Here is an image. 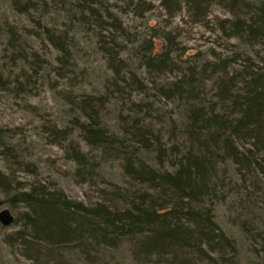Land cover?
Segmentation results:
<instances>
[{"label":"trees","instance_id":"obj_1","mask_svg":"<svg viewBox=\"0 0 264 264\" xmlns=\"http://www.w3.org/2000/svg\"><path fill=\"white\" fill-rule=\"evenodd\" d=\"M215 1L231 16L218 23L223 34L248 46H260L257 64L248 57L249 64L232 73L227 71L225 60L218 59L201 69L189 67V73L165 87L157 83L159 75L183 71L173 57V34H161L164 44L157 54L152 55L151 39L139 46V58L153 77L156 92L183 103L194 101L184 107V141L176 143L177 128L172 120L169 136L174 141L167 149L149 119L151 105L128 102L125 96L122 98L131 112L118 114L120 135L108 131L102 114L116 96L115 89L118 94L125 92L127 79L138 89L143 85L132 71L127 78L123 76L126 65L119 56L122 45L116 37L105 39L102 35L101 47L113 71L105 92L75 96L72 103L84 120L73 116L70 126L64 128L45 122L51 141L66 143V158L74 162L81 180L96 176V164L71 138L74 130L86 145L101 151L103 161L120 160L127 187H101L99 200L85 203L70 198L51 181L21 183L13 172L0 170V206L7 202L20 209L12 223L18 229L6 233L4 240L32 264H101L99 256L104 251L123 243L137 264H240L235 241L215 220L214 205L225 198L221 191L225 186V164L235 166L243 181L254 176L264 181V0H160V4L169 15L186 7L193 20L201 21ZM74 2L83 19L86 14L98 27L109 25L121 36L125 34L116 16L104 11L110 21L103 19L96 6L101 2ZM142 3L138 0L133 6H140V10ZM43 30L59 51L60 66L65 70L71 58L67 37ZM15 40L10 33L12 46ZM207 76L215 77L216 99L205 105L195 87L204 84ZM7 86L8 78L0 71V88ZM10 148L4 145L0 152L9 154ZM141 152L154 153L155 164L148 163ZM165 161L171 169L165 168ZM19 164L35 172L30 163ZM257 236L264 251V233L258 231Z\"/></svg>","mask_w":264,"mask_h":264},{"label":"rangeland","instance_id":"obj_2","mask_svg":"<svg viewBox=\"0 0 264 264\" xmlns=\"http://www.w3.org/2000/svg\"><path fill=\"white\" fill-rule=\"evenodd\" d=\"M137 1L97 0L101 2L96 6L101 9L103 19L110 21L104 11L118 18L125 31L121 36L109 25L98 27L86 14L83 19L79 9L75 10L74 0H0V71L8 78V86L0 88V151L4 145L11 147L9 154L0 152V170L8 174L13 172L16 181L21 183L51 181L70 198L85 203L99 200L101 187L109 190L113 185L127 187L120 160L103 161L101 151L86 145L78 130H74L71 138L96 164V176L92 180H81L74 162L66 158V143H53L45 130L47 121L64 128L70 126L73 116L84 120L72 103L76 95L105 92L113 71L102 50L101 35L105 39L116 37L122 45L119 56L126 65L123 76L127 78L132 71L143 85L138 89L127 79L125 92L119 95L115 89L116 96H112L102 114L103 124L109 132L120 135L118 114L131 112L125 100L148 102L152 107L149 119L167 149L174 141L169 136L172 120L177 128L176 143L185 140L182 134L184 107L194 101L183 103L185 101L167 99L156 92L151 83L153 77L143 67L138 54L145 40L152 41V55L163 48V32H171L176 40L173 57L183 71L159 75L156 81L165 87L183 78L190 72L189 67L201 69L207 62L224 59L227 71L233 73L249 64L248 57L256 64L260 60L257 56L260 46H248L223 34L218 23L231 16L220 2L210 4L206 18L198 21L192 19L186 7L169 15L160 0H140L143 2L140 10H137L140 6H133ZM148 5L151 8H146ZM44 28L67 37L71 58L65 70L60 66L59 51L46 37ZM10 33L16 39L13 46ZM196 77L200 79V75ZM214 79L207 76L204 84L195 87L198 99L205 105L216 99ZM141 156L155 164L154 153L141 152ZM19 162L30 163L35 172L25 169ZM164 166L172 168L168 161ZM222 169L226 170L225 186L221 190L225 198L218 199L214 205L215 220L235 241L240 264H264V251L257 236L258 231L264 233V181L256 176L241 180L231 164L223 165ZM3 208L14 217L20 210L7 202L0 206V210ZM16 229L18 226L13 224H0V264H32L4 240L6 233ZM99 259H102L101 264H137L126 243L104 251Z\"/></svg>","mask_w":264,"mask_h":264},{"label":"water","instance_id":"obj_3","mask_svg":"<svg viewBox=\"0 0 264 264\" xmlns=\"http://www.w3.org/2000/svg\"><path fill=\"white\" fill-rule=\"evenodd\" d=\"M14 216L7 208L0 210V224L3 226H9L13 223Z\"/></svg>","mask_w":264,"mask_h":264}]
</instances>
